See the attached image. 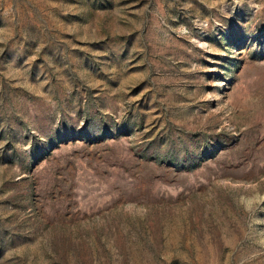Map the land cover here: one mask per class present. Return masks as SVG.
<instances>
[{
    "label": "rangeland",
    "instance_id": "374dc122",
    "mask_svg": "<svg viewBox=\"0 0 264 264\" xmlns=\"http://www.w3.org/2000/svg\"><path fill=\"white\" fill-rule=\"evenodd\" d=\"M0 264H264V0H0Z\"/></svg>",
    "mask_w": 264,
    "mask_h": 264
}]
</instances>
